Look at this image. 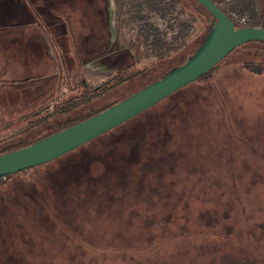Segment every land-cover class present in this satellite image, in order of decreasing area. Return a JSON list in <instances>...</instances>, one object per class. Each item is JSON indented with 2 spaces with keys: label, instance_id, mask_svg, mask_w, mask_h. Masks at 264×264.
Listing matches in <instances>:
<instances>
[{
  "label": "rangeland",
  "instance_id": "374dc122",
  "mask_svg": "<svg viewBox=\"0 0 264 264\" xmlns=\"http://www.w3.org/2000/svg\"><path fill=\"white\" fill-rule=\"evenodd\" d=\"M15 4L0 0V28L33 25ZM219 4L238 24L264 25V0ZM63 10L73 34L64 52L42 37L44 53L25 48L20 61L9 59V34L0 33V140L11 132L8 122L33 110L26 100L42 92L26 85L22 93L12 83L71 70L98 83L125 65L132 45L158 56L195 30L175 0H72ZM102 27L106 55L74 61L76 43ZM56 29L66 33L63 21ZM182 57L153 66L92 108L126 97ZM244 63L263 71L248 73ZM178 97L167 129L157 116L169 102L0 188V264H264V51L238 50Z\"/></svg>",
  "mask_w": 264,
  "mask_h": 264
},
{
  "label": "trees",
  "instance_id": "16d2710c",
  "mask_svg": "<svg viewBox=\"0 0 264 264\" xmlns=\"http://www.w3.org/2000/svg\"><path fill=\"white\" fill-rule=\"evenodd\" d=\"M68 1L72 2V0ZM211 1L217 6H219V1L221 0ZM175 2L180 6L181 10L189 17L195 30L193 31V35L190 38L188 37L186 40L182 41L179 46L173 48L168 53L155 56L153 52H142V46L138 42L137 45L131 46V56L127 59L125 65L118 72L114 73L107 79L98 83L88 82L85 78H81L77 71L72 72V70L67 72L65 75H62L59 72V74H52L49 77H37L31 79L28 78L23 82L12 83L11 85L16 86L15 89L17 91H22V93L28 91V88L24 87L26 85H32L36 91L41 90L42 92L36 93L34 94V96L32 95L33 97L31 99L26 100V108H32V111L20 113L18 119L8 122V124L4 126L7 127V129H10L11 132L7 135V137L0 140V155L31 145L45 137L53 135L61 130H64L90 117H93L96 114L108 109L109 107L138 92L139 90L147 87L148 85L157 81L174 68L179 67L183 63H185L187 59L200 47L205 36L208 34L211 26H213L215 21L212 15L205 8L199 5L195 0H175ZM39 5L43 8L48 9L49 12H27V14L31 16L33 25L18 28L0 29V33H7V35L9 34L8 39L5 41V47L7 49V56L9 59H17L20 61L23 55L19 53V51L25 48L32 52H38V54L41 55L45 52V49L42 44V37L45 38V43L46 41L57 42V45L61 46L63 52L69 45V41L70 39H72L73 34L70 32L71 25L69 22V15L66 14L63 10L64 6L66 5V1L39 0ZM225 14H227V16L230 18L227 12H225ZM60 21H63L65 24V34H61L56 29V25ZM235 27L240 26L235 24ZM259 28H264V25ZM101 30L102 31L99 33V36H97V34L93 32L90 34V38L83 40V42L76 43V46L73 49L74 61H78L82 65H87L88 63L97 59H101L106 55L109 46L108 36L106 33L107 30L105 27H102ZM243 48H246L248 50H254L260 53L264 51V42L252 41L239 46L233 52H231L225 59H223L217 66H215L212 70H210L204 76L199 78L197 81L176 91L175 93H173L163 101L159 102L149 110L143 112L142 114L136 116L128 122L114 128L113 130L103 134L97 139L81 146L78 149H82L84 146L97 142L102 137H105L107 135L109 136L115 131L125 128L129 123L141 118L147 112H150L155 108L161 107L162 105L169 102V104H167L159 112V116H157V119L160 124L163 125V128L167 129V118L170 117V112L173 111L174 108H177L180 104L181 98L178 97L179 94H181L183 90L191 88L196 84L206 82L213 76L215 72L218 71V69L221 68V66L227 61L229 57H231L232 54ZM175 55H183L182 60L172 65L171 68L166 70L157 78L144 83L133 93L111 103L110 105H107L99 110H95L92 108V103L94 101L102 99L118 87L143 75L153 66L155 67L157 64L171 61ZM243 68L246 72L255 75H260L263 71V65L260 63H244ZM42 85L45 87L48 85L49 87H46V89H44ZM39 99L41 100V102L38 101ZM33 100H35L36 102L38 101L39 105L36 106ZM31 104L33 106H31ZM170 106H172L173 110H169ZM83 110H87V114L81 116L82 114L80 113ZM47 127L52 128L48 132L39 135L36 138L28 139L30 133H40L42 132V130H44V128ZM76 150L68 154H71ZM68 154L54 161H57L67 156ZM50 163L28 169L20 173L8 175L4 178H0V188L6 186L10 182V180L15 176L21 173L36 170ZM142 179L143 178L136 179L137 183Z\"/></svg>",
  "mask_w": 264,
  "mask_h": 264
},
{
  "label": "water",
  "instance_id": "95a60500",
  "mask_svg": "<svg viewBox=\"0 0 264 264\" xmlns=\"http://www.w3.org/2000/svg\"><path fill=\"white\" fill-rule=\"evenodd\" d=\"M214 24L200 47L181 66L108 109L21 149L0 155V178L50 163L149 110L204 76L239 46L264 42V28L235 27L211 0H195Z\"/></svg>",
  "mask_w": 264,
  "mask_h": 264
},
{
  "label": "flooded vegetation",
  "instance_id": "af4514ba",
  "mask_svg": "<svg viewBox=\"0 0 264 264\" xmlns=\"http://www.w3.org/2000/svg\"><path fill=\"white\" fill-rule=\"evenodd\" d=\"M13 1L16 3L15 5H17L16 8H18L19 6L22 7V12H23L24 16H26L27 18H29L31 20V22H33V21L31 19V16L28 15L27 12H32V13L36 12V13H38V12H43V10H46L47 12H49L48 9L43 8V7H41L39 5V0H13ZM65 1H66V3L67 2L68 3L70 2L68 0H65ZM71 3L72 2H70V5H71ZM218 7L221 8L220 4H219ZM12 12H14V11H12ZM223 12H224V10H223ZM7 14L8 13H6V15ZM229 16H230V19L234 22V24H236L238 26H244V27H246L245 24H243V23L238 24V22H237L238 20H235L231 15H229ZM24 26H27V25L26 24H12L11 28H18V27H24ZM248 27H251V26H248ZM0 29H9V28L8 27H2Z\"/></svg>",
  "mask_w": 264,
  "mask_h": 264
},
{
  "label": "built area",
  "instance_id": "2783aa9c",
  "mask_svg": "<svg viewBox=\"0 0 264 264\" xmlns=\"http://www.w3.org/2000/svg\"><path fill=\"white\" fill-rule=\"evenodd\" d=\"M240 27H244V26H240Z\"/></svg>",
  "mask_w": 264,
  "mask_h": 264
}]
</instances>
